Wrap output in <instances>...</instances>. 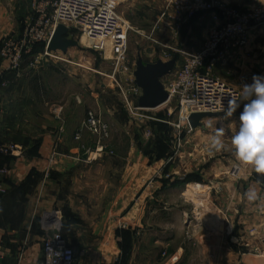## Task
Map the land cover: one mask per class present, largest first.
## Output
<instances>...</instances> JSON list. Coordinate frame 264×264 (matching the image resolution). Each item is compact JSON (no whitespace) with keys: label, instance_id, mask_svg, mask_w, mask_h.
I'll use <instances>...</instances> for the list:
<instances>
[{"label":"crops","instance_id":"0c3cea01","mask_svg":"<svg viewBox=\"0 0 264 264\" xmlns=\"http://www.w3.org/2000/svg\"><path fill=\"white\" fill-rule=\"evenodd\" d=\"M220 1L244 10L264 5V0ZM28 2L0 0V46L17 32L20 15L26 23L31 19ZM263 45L264 28L251 34L248 47L229 65L242 74L253 70ZM197 46L190 51L202 44ZM0 69L2 75L1 58ZM7 74L12 108H41L50 115L54 104L55 115L43 117L40 137L1 139L22 147L24 154L0 153V171H10L0 173V264H45L43 244L55 226L75 249L76 264H255L244 254V241L252 245L258 231L264 239V189L255 179L244 193L237 185L210 184L212 136L205 121L184 135L168 165L134 138L120 148L113 135L122 139L133 119L121 115L119 106L101 104L112 81L39 77L32 87L33 77ZM94 108L104 114L114 140L111 151L88 156L95 148L91 136L76 138L86 112ZM250 186L257 189L255 201L243 195ZM252 229L251 237H244Z\"/></svg>","mask_w":264,"mask_h":264},{"label":"rangeland","instance_id":"374dc122","mask_svg":"<svg viewBox=\"0 0 264 264\" xmlns=\"http://www.w3.org/2000/svg\"><path fill=\"white\" fill-rule=\"evenodd\" d=\"M30 1L24 0V3L28 2L29 5H32L33 0ZM171 1L104 0L114 9L120 18L122 26L127 30V52L123 58L114 56L109 47L107 51L94 50L92 48L93 43L84 38L72 24L67 23L65 25L70 28L68 38L77 41L78 46L70 48L67 54L50 51V56H46L45 49L40 47L37 53L30 54L24 60L23 65L25 64L27 68H25L26 70H21L19 74L24 77H35L31 79L32 87L38 82L37 78L39 77H100L103 84H107V80L112 81V85L108 88L107 93L104 94L106 98L104 97L100 101L101 104L104 101L108 107L119 106L122 111L121 115H129L133 119L131 124L124 128L122 139H118L120 135L117 132L113 135L116 141H119L120 148L123 150L127 144L126 140L134 138V142L139 144L140 148L144 146L147 153L161 156L169 165L173 162L172 155L176 152V146L179 145V141L183 139L185 134H188L183 132L182 136H180L177 129L180 121L177 100L172 99L156 110L144 109L138 112L144 116L140 118L138 113L136 115L129 113L125 105L124 94L126 91H132L133 87L137 86L135 77L139 61L146 65H154L159 62L166 63L176 60L172 74L166 76L163 81L166 88H169V84L185 63V53H191L190 49L193 43H197L198 46L203 45L210 32L220 24L217 14L218 19L215 18L214 14H200L192 20L178 25L170 18L163 17ZM29 12L31 18L35 16L33 9L29 10ZM169 13L174 15L172 10ZM24 17L25 15L19 16L17 32L2 40L1 46L7 39L22 38L26 24ZM259 56V64H256L253 70L249 67V71H245L242 74L240 70L228 64L225 67L216 68L214 74L241 92L242 85L251 84L254 75L264 76V45L259 52ZM1 61L3 64L2 58ZM167 77L172 78L168 79ZM25 88L27 89L28 87L25 86ZM99 90H101L100 85ZM10 93V87L0 89V130L1 128L3 130V133H0V139L5 137L7 140L22 142L28 137H40L44 132L43 127L45 126L43 117L55 115V109L52 108L54 104L48 108L51 111L50 115L48 113L44 115V110L41 108L37 109L38 112L33 109L28 112L23 109L19 112L12 108ZM129 97V99H134L135 101V97H132V95H129ZM243 103L241 100V106L232 116H228L226 112L223 117L206 119L204 123H207L211 136L219 129H223L224 132L222 139L225 143V148L220 151H215L212 148L210 150L212 155L209 171L211 173L210 184L213 186L217 183L225 186L237 185L244 193L245 188L255 179L252 173L253 169L250 166L243 165L236 159L234 149L231 146V137L239 126V115L243 109ZM97 109L94 108L88 110V112L94 111L105 122L104 114ZM88 112L86 113L88 114ZM153 123L157 124L154 125ZM17 126L20 128L19 132L14 130ZM12 127L13 130L11 129ZM89 136L91 135L89 134ZM113 136L109 139L106 152L112 150ZM91 137H89V143L92 144L94 142L96 148V140ZM95 148L92 150L95 151ZM182 165L184 166V163ZM186 166L184 169H189ZM262 194H264V190ZM262 200L264 201V197H262ZM254 230L252 229L248 234L244 233V237L249 239ZM253 238L255 241H253L252 245L244 241V245H248L244 246V250H246L244 254L252 256L250 259H252L253 263L264 264V239L261 231H258L257 236ZM247 260L249 261V259Z\"/></svg>","mask_w":264,"mask_h":264},{"label":"built area","instance_id":"2783aa9c","mask_svg":"<svg viewBox=\"0 0 264 264\" xmlns=\"http://www.w3.org/2000/svg\"><path fill=\"white\" fill-rule=\"evenodd\" d=\"M33 16L25 25L22 38L7 39L1 48L0 57L5 63L4 73H19L26 57L34 46L45 44V55L50 56L48 45L58 25L70 23L81 35L93 43L94 50L110 48L111 53L123 58L127 52V30L114 9L104 0H33ZM170 10L174 15H170ZM200 14H214L220 24L214 28L197 52L185 53V63L166 88L169 102L176 99L180 121L179 135L192 133L189 117L194 113L225 114L229 103L237 99L240 91L215 76L218 67H225L237 51L245 50L253 32L264 28V5L250 10L230 7L220 0H172L163 17L178 25L184 24ZM217 16L215 17L216 19ZM8 87V82L2 84ZM124 93V92H123ZM129 95L135 97L129 99ZM125 105L129 113L144 109L138 106L142 90L135 86L126 91ZM140 118L143 115L138 113ZM89 133L96 140V148L86 154H103L111 137L109 126L94 111H89L76 139ZM0 153L12 156L24 154V149L15 144H4L0 139ZM8 169L0 171L9 175ZM264 189V185L262 186ZM45 264H76L77 253L61 232L53 227L43 244Z\"/></svg>","mask_w":264,"mask_h":264},{"label":"clouds","instance_id":"9594fccd","mask_svg":"<svg viewBox=\"0 0 264 264\" xmlns=\"http://www.w3.org/2000/svg\"><path fill=\"white\" fill-rule=\"evenodd\" d=\"M241 100L243 109L239 115V126L231 137V146L237 160L264 176V76L254 75L251 84L242 85L239 97L229 103L228 116L241 106ZM223 134V129H219L211 137L210 146L215 151L225 148ZM245 195L248 201L258 199L257 189L252 186Z\"/></svg>","mask_w":264,"mask_h":264},{"label":"water","instance_id":"95a60500","mask_svg":"<svg viewBox=\"0 0 264 264\" xmlns=\"http://www.w3.org/2000/svg\"><path fill=\"white\" fill-rule=\"evenodd\" d=\"M70 28L60 24L57 26L52 39L48 45L51 52H62L67 54L70 48L78 46V42L68 38ZM176 60L154 65H146L142 61L138 62L136 72V85L142 90V96L139 99V106L145 110H154L162 107L169 102L170 95L162 83V80L169 76L174 70ZM224 114L213 113H194L189 117V124L193 130L203 128V122L206 119L221 118ZM255 180L264 185V176L255 173Z\"/></svg>","mask_w":264,"mask_h":264},{"label":"trees","instance_id":"16d2710c","mask_svg":"<svg viewBox=\"0 0 264 264\" xmlns=\"http://www.w3.org/2000/svg\"><path fill=\"white\" fill-rule=\"evenodd\" d=\"M26 25V24H25ZM40 47H43L45 50H46V45L45 44H38V45H36V46H34V48H33V54H35V53H37L38 52V50H40ZM1 48H2V46H0V50H1ZM27 58V57H26ZM10 74V73H9ZM8 74H6V73H4L3 75H0V89H2V88H4L3 86H2V84L4 83V82H8V87H6V88H9L10 87V77H6ZM5 88V89H6ZM155 124H157V123H155Z\"/></svg>","mask_w":264,"mask_h":264},{"label":"bare ground","instance_id":"6f19581e","mask_svg":"<svg viewBox=\"0 0 264 264\" xmlns=\"http://www.w3.org/2000/svg\"><path fill=\"white\" fill-rule=\"evenodd\" d=\"M65 24H67V23H64L63 25H65Z\"/></svg>","mask_w":264,"mask_h":264}]
</instances>
